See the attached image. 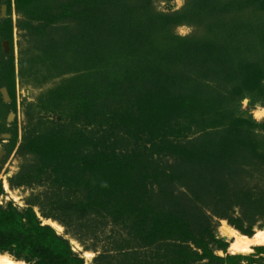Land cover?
<instances>
[{
  "label": "rangeland",
  "instance_id": "obj_1",
  "mask_svg": "<svg viewBox=\"0 0 264 264\" xmlns=\"http://www.w3.org/2000/svg\"><path fill=\"white\" fill-rule=\"evenodd\" d=\"M0 208L83 264H264V0H0Z\"/></svg>",
  "mask_w": 264,
  "mask_h": 264
},
{
  "label": "trees",
  "instance_id": "obj_2",
  "mask_svg": "<svg viewBox=\"0 0 264 264\" xmlns=\"http://www.w3.org/2000/svg\"><path fill=\"white\" fill-rule=\"evenodd\" d=\"M24 222V216L12 209L0 208V248L25 254L29 264H83L68 242L39 221Z\"/></svg>",
  "mask_w": 264,
  "mask_h": 264
},
{
  "label": "bare ground",
  "instance_id": "obj_3",
  "mask_svg": "<svg viewBox=\"0 0 264 264\" xmlns=\"http://www.w3.org/2000/svg\"><path fill=\"white\" fill-rule=\"evenodd\" d=\"M58 233H61L63 230L62 225H60L58 222L50 221L48 222ZM234 231V229H233ZM230 230V232H233ZM226 232V230L224 231ZM235 232V231H234ZM236 233V232H235ZM227 234V233H226ZM73 243H75L74 240H72ZM252 242H262L264 243V231L258 232L253 239H249L246 236L239 235L236 233V241L233 243L231 249L234 252H241L246 253L249 251V247H247L249 244L251 245ZM249 245V246H250ZM0 264H17L8 254H0Z\"/></svg>",
  "mask_w": 264,
  "mask_h": 264
}]
</instances>
